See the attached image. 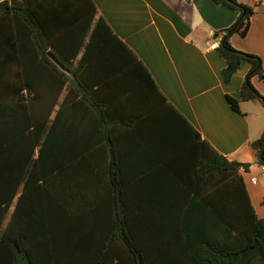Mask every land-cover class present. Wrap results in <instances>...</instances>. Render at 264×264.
I'll return each mask as SVG.
<instances>
[{"label": "trees", "instance_id": "1", "mask_svg": "<svg viewBox=\"0 0 264 264\" xmlns=\"http://www.w3.org/2000/svg\"><path fill=\"white\" fill-rule=\"evenodd\" d=\"M212 1L238 12L216 34L223 80L251 65L240 100H226L235 112L240 101L264 106L251 83L264 77L260 57L230 42L247 35L254 9ZM126 79L154 105L110 121L101 89ZM126 144L148 150L171 181H121ZM100 145L111 181L97 200L91 181H73V164ZM250 148L264 166V131ZM250 167L201 139L92 0H0V264H264V218L242 175Z\"/></svg>", "mask_w": 264, "mask_h": 264}, {"label": "crops", "instance_id": "2", "mask_svg": "<svg viewBox=\"0 0 264 264\" xmlns=\"http://www.w3.org/2000/svg\"><path fill=\"white\" fill-rule=\"evenodd\" d=\"M92 1L98 15L135 53L161 94L201 139L229 160L251 164L242 175L257 215L264 218V173L250 148L264 131V106L258 100L240 101V112H235L226 100V95L240 100V89L251 65L243 61L226 83L222 78L226 61L217 49L210 48L214 42L219 44L222 35L216 34L231 27L238 12L212 0ZM241 2L251 5L254 14L247 35L243 38L234 34L230 42L236 50L260 57L264 68V3ZM251 83L264 97V79L254 76ZM101 96L110 121L138 120L154 105L142 84L133 80L110 81L101 89ZM119 131L124 139H131L127 127L122 125ZM124 148L119 151L123 157L121 181H171L163 178L161 165L148 150L129 144ZM109 164V148L93 147L85 159L73 164V181H91L93 197L105 199L110 192ZM252 177L257 178L256 183L250 182Z\"/></svg>", "mask_w": 264, "mask_h": 264}, {"label": "built area", "instance_id": "3", "mask_svg": "<svg viewBox=\"0 0 264 264\" xmlns=\"http://www.w3.org/2000/svg\"><path fill=\"white\" fill-rule=\"evenodd\" d=\"M256 3H264V0H254ZM211 49H217L218 48V43L214 42L211 47ZM261 172L264 173V166H260ZM252 183H256L257 182V178L256 177H252L250 180Z\"/></svg>", "mask_w": 264, "mask_h": 264}, {"label": "water", "instance_id": "4", "mask_svg": "<svg viewBox=\"0 0 264 264\" xmlns=\"http://www.w3.org/2000/svg\"><path fill=\"white\" fill-rule=\"evenodd\" d=\"M48 56L57 64L59 65L60 68H63L62 65L59 64V62L55 59V57L51 54V53H48ZM264 79V77H263Z\"/></svg>", "mask_w": 264, "mask_h": 264}, {"label": "rangeland", "instance_id": "5", "mask_svg": "<svg viewBox=\"0 0 264 264\" xmlns=\"http://www.w3.org/2000/svg\"><path fill=\"white\" fill-rule=\"evenodd\" d=\"M259 108L258 109H261L260 106H258ZM262 107V106H261Z\"/></svg>", "mask_w": 264, "mask_h": 264}]
</instances>
